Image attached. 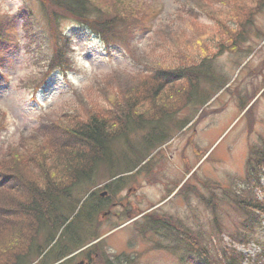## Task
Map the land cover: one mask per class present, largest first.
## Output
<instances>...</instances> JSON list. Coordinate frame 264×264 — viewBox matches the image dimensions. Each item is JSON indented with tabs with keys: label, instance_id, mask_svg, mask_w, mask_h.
Returning <instances> with one entry per match:
<instances>
[{
	"label": "rangeland",
	"instance_id": "obj_1",
	"mask_svg": "<svg viewBox=\"0 0 264 264\" xmlns=\"http://www.w3.org/2000/svg\"><path fill=\"white\" fill-rule=\"evenodd\" d=\"M231 2L234 6L203 1V7H197L192 0H85L89 10H100L115 24L114 19L140 18L129 39L131 54L125 47L106 46L71 15H62L66 18L58 27L71 36V66L65 67L67 74L54 73L43 89L33 92L31 82L47 71V64L38 59L36 39L31 38L34 31L48 37L44 6L40 0H0L9 8L20 7L0 20L6 23L0 39V165L8 175L25 182L49 178L51 168L61 172L67 153L56 151L64 147V127L85 122L92 114L110 119L113 129L119 114L132 107L130 117L135 109L151 116L161 109L171 116L158 127L143 125L114 140V162L117 157L133 162L134 151L145 158L142 164L128 163L120 170L116 168L122 163L115 162L114 174L123 173L115 184L110 183L109 168L101 164L89 181L72 189V196L80 200L95 192L89 206L102 205L88 218L86 207L72 227L86 249L57 260L59 250L70 246L64 238L49 257L32 255L26 264H189L191 237L199 236L210 250L223 253L229 234L244 217L225 205L229 197L224 194L244 192L251 150L264 151V8L251 13L252 23L239 48L230 49L226 34L240 31L247 9L257 8V0ZM27 13H32L33 29ZM182 55H190L192 63L203 62L209 76L201 78L198 99L187 105L178 104L184 94L178 88L185 82L166 85L155 76L159 69H180L177 56ZM161 87L170 90L163 95L165 107L154 106L155 100H162ZM131 98L135 102L128 103ZM160 129L162 136L147 140L149 132ZM201 182H216L223 189H207ZM261 183L264 187V176ZM14 186L11 182L0 188V202H18L19 208L25 194ZM214 204L220 228L213 223ZM151 219L162 226L147 227L148 222L157 225ZM44 238L39 234L36 243L43 245ZM0 240L1 251H6L0 253V264L8 261L13 249L22 252L28 242L13 232L3 233ZM238 249L253 254L256 247Z\"/></svg>",
	"mask_w": 264,
	"mask_h": 264
},
{
	"label": "trees",
	"instance_id": "obj_2",
	"mask_svg": "<svg viewBox=\"0 0 264 264\" xmlns=\"http://www.w3.org/2000/svg\"><path fill=\"white\" fill-rule=\"evenodd\" d=\"M203 1L221 3L223 6H228L230 4L234 6L231 0H192L197 7ZM40 2L44 6L49 33L46 38V35L42 32L34 31V33L31 34L33 35L31 38L32 41L36 39L34 43L38 49L37 52H39L38 59L47 64V71L41 72L42 76L40 75L31 82V84H33V89H37L43 85L52 70L71 66L69 60V40L67 37L63 36L61 29L58 27V21L65 17L62 15H71L76 19V23L87 27L98 35L106 46L125 47L128 53L131 54L129 39L133 33L136 34L138 29L136 28L137 21L140 19L138 16H128V22L124 21L125 18L124 20L119 19L118 21L114 19V22H118L115 24L112 23L111 18L104 16L100 10H89L84 5L85 0H40ZM256 4V10L252 8L247 9L249 14L246 13L247 16L242 20L244 23H239L242 25L240 31L226 34L225 38L230 41V49L239 48L238 43L240 39L245 35L247 31L246 28L252 23L251 13L253 11L258 12L264 8V0H257ZM199 7L203 6L200 5ZM242 8H246V3L242 5ZM230 10L232 11L233 8L231 7ZM48 11L51 14H49ZM25 17L28 22L31 21L32 27L30 29H33L34 23L32 14L27 13ZM232 18L239 20L240 17L233 15ZM4 25H6L5 21H0V39L2 38ZM182 35L183 34H178L177 37ZM7 38L9 40L10 37L7 36ZM220 47L225 46L221 45L219 48ZM189 56H177V60L180 62L178 66L180 69L175 70V72L173 70L172 72L166 69H159L155 75L161 78L165 84L181 81L185 82V85L178 88V93H180L181 90L184 91V94L180 96V103H178L182 105H187L196 98L198 99L197 93L201 78H209L208 73L204 69L203 62H200V64L197 62L192 63V58ZM155 76H153L154 78L151 80L155 79L156 81L157 79ZM169 91L170 90H164L161 87L160 92L162 96L160 98L162 100L161 102L155 100L154 106L156 103H159L156 105L165 107L166 105H164V103L167 97L165 98L164 96H166ZM135 99L136 98H131L128 103L135 102ZM199 99V101H201L203 98L200 97ZM130 109V111L126 110L119 114L116 118V126L114 129V125L110 123V119H105L95 114H92L85 122L74 123L71 126L64 127V132L61 134L64 147L59 148L56 153H67L63 156L66 157V160L63 162L64 164L61 172L58 170L54 171L53 168L49 170V174H51L49 178L38 177L35 179L36 181L27 180L23 182L22 178L19 176L8 175L9 173L4 170L3 164L0 165V188L13 182L15 184L14 188L18 191L19 187L25 194L24 200L20 202L21 209H19L20 207L18 208V202H16V204L10 202L8 205H3V203L0 202V235L13 232L17 238L22 234L23 237L28 240L27 243L24 242L22 252L18 254V250L13 249V254L10 253L11 258L8 257V261L3 264H26V260L32 255L42 257L43 259L49 257L61 244L64 238L68 240L70 246L69 249H67V246H63V248L59 250L60 254L57 260L87 245L78 240V234L72 230V227L75 225V221L81 220L86 207L89 210L86 212L88 218L92 212L94 213L100 210L102 205L95 204L89 206L90 201H92L94 195H96L95 192L91 193L88 197L85 196L86 199L84 197L80 200L72 196V189L83 184V182L85 183V181H89L95 170L101 164L109 168L111 171L110 174L113 175L110 183L115 184V179L121 178V175H123V173L114 174L115 162H118V164L122 163V166L116 168L120 170L128 163H134L133 165L141 164L145 158L141 154V151L137 154L136 151H134L135 160L133 162L131 158L130 161H124L121 157L115 158L114 162V152L112 148L114 140L119 139L131 131L140 129L143 125L147 127L154 124L158 127V125L167 120V118L171 117L161 109L159 110L161 113L159 112L154 116L148 115L147 113L144 115L143 112H138L135 109L133 111V117H130V113L134 107ZM68 124L70 125V122ZM163 131L164 129H160V132L154 134L149 132L146 138L147 140L154 139L155 141V136H162V133H164ZM17 157H12V159L15 160L14 164H16ZM248 167L250 171L247 173V181L249 182L247 185L250 187L247 186L246 189H243V193L237 190H235L233 194L229 190L226 194L223 193L229 197L225 205L229 206V209L233 212H240L244 216L243 220L235 225L236 230H234L232 234H229L230 244L226 245L222 254H218L207 247L202 236L198 238L191 237L190 254L187 257L190 259L187 261L189 264H264V188L261 184V178L264 174V151L251 150ZM20 183L22 184L20 185ZM21 186H23L24 189H22ZM258 191L262 193V198H260ZM64 204H66V207H64ZM212 208V213L214 214L213 223L217 228H220L219 212L216 214L217 204H214ZM18 211H21L22 214L19 215ZM222 212L225 213L226 210ZM18 220L20 223H18ZM151 222L157 225L149 224L150 222H148L146 226H150L152 229H156L157 226V228L162 226L159 220L154 221L151 219ZM167 226L169 227V225ZM15 231L17 232L15 233ZM42 233L45 234V238L43 245H39L36 243V240L39 234ZM1 239H3V237ZM1 241L2 240H0V242ZM8 243L9 242H4V246ZM89 243H91V241ZM251 244H254L257 248L253 254H245L238 249V246L250 248ZM2 245L1 243L0 247ZM3 252L6 251H1L0 253ZM186 254L187 253L182 254L181 259L185 258Z\"/></svg>",
	"mask_w": 264,
	"mask_h": 264
},
{
	"label": "clouds",
	"instance_id": "obj_3",
	"mask_svg": "<svg viewBox=\"0 0 264 264\" xmlns=\"http://www.w3.org/2000/svg\"><path fill=\"white\" fill-rule=\"evenodd\" d=\"M19 8V6L9 8L8 6L0 3V20H3L5 17L10 18L19 10Z\"/></svg>",
	"mask_w": 264,
	"mask_h": 264
},
{
	"label": "water",
	"instance_id": "obj_4",
	"mask_svg": "<svg viewBox=\"0 0 264 264\" xmlns=\"http://www.w3.org/2000/svg\"><path fill=\"white\" fill-rule=\"evenodd\" d=\"M77 264H83V262L77 263Z\"/></svg>",
	"mask_w": 264,
	"mask_h": 264
}]
</instances>
